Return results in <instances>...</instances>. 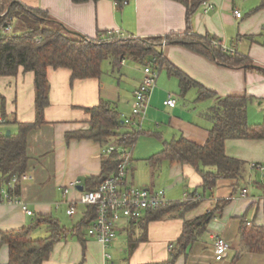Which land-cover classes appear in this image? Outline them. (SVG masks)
I'll use <instances>...</instances> for the list:
<instances>
[{
	"label": "crops",
	"instance_id": "1",
	"mask_svg": "<svg viewBox=\"0 0 264 264\" xmlns=\"http://www.w3.org/2000/svg\"><path fill=\"white\" fill-rule=\"evenodd\" d=\"M17 1L24 7L44 10L68 29L92 38L117 30L126 37H165L185 32L189 26L190 34L209 36L224 46L234 47L252 63L229 66L184 44L159 45L165 64L156 66L159 76L143 128L133 144L127 180L137 186L164 188L171 203L189 198L197 204L185 211L180 209L181 215L173 212L158 219L144 216L137 221L122 219L116 239L107 248L89 236L87 228L82 234L72 230L90 215V206L78 199L87 190L91 177L101 175L108 156L103 152L106 145L86 138L68 139L67 133L87 129L91 117L87 108L101 100L117 108L120 121L129 115L134 92L144 76V63L142 68L128 63L134 59L130 55L122 56L115 65L105 60L99 77L84 79H73L68 68L50 67V103L44 112L45 121L28 135L29 160L24 172L30 178L16 185L21 202H0V264L9 262V246L1 242L2 233L31 226L32 238H45L51 234V227L40 220L47 216L60 223L64 234L41 264H105L106 251L113 255L116 264H169L172 253L179 249L185 221L208 213L213 214L211 220L173 264H264V240L259 249H252L245 237L247 225L264 229V169L253 165H264V137L227 139V155L245 163L243 175L238 179L220 178L208 189L203 186L199 167L155 156L167 142L181 136L204 144L215 123L207 113L219 98L246 96L248 123L253 127L264 124L261 0L245 12L237 0H209L215 7L208 11L201 2L190 24L185 0H128L127 4H116L115 0ZM236 9L242 12V17L235 15ZM172 65L217 96L200 98L197 84L184 91L179 76L169 70ZM0 96L7 118V123L0 125L12 129L8 131L16 133L20 123L35 122L33 71L20 68L15 76L0 77ZM169 96L177 99L174 107L165 104ZM122 129L131 131L122 127L120 132ZM72 182H78V186L71 187ZM73 204L76 211L70 215L67 210ZM24 206L33 213L28 214ZM216 237L230 243L223 256L215 253ZM251 242L255 244V239Z\"/></svg>",
	"mask_w": 264,
	"mask_h": 264
},
{
	"label": "trees",
	"instance_id": "2",
	"mask_svg": "<svg viewBox=\"0 0 264 264\" xmlns=\"http://www.w3.org/2000/svg\"><path fill=\"white\" fill-rule=\"evenodd\" d=\"M85 2L88 0H73ZM121 1L118 2L121 4ZM203 0H185L187 5L188 24L192 14ZM259 8H264L261 0ZM8 10L7 15H2ZM20 19V26L16 25L15 31L4 35L0 39V77L15 76L20 68L33 71L35 74V104L36 120L32 123H20L16 133L9 135L0 134V173L8 179L13 175L23 173L28 166V135L38 125L45 121L44 112L50 103L48 70L50 67H65L72 71L73 79L99 77L102 72V63L112 61L113 65L130 55L135 60L146 64L151 58L156 57L158 63L165 64V57L158 49L163 41L166 44L179 43L206 54L213 60L229 66H245L251 60L245 54L224 50L222 45L213 44V38L190 34V27L182 33H171L165 37H110V33H100L92 38L65 27L60 22L51 18L48 12L38 8L24 7L17 0L0 1V28L8 16ZM18 26V27H17ZM40 41H36L37 37ZM114 39V40H112ZM150 57V59H149ZM170 72L176 73L185 91L194 81L183 71L175 66L169 67ZM253 69H257L254 68ZM199 87V97H216L217 94L202 85ZM1 97V96H0ZM2 99L1 111L4 116L5 106ZM246 96H227L219 98L210 108L207 115L215 123L210 130L208 139L204 144L196 143L181 136L167 142L156 158H167L171 161L191 164L199 167L205 189L214 187L220 178H240L244 172V161L230 157L225 150L226 140L229 138H263L264 124L255 127L248 123ZM90 113L89 127L84 130L68 132L67 138L92 139L104 145L112 142L133 145L138 137L137 131L120 132V112L109 102L101 100L96 106L87 108ZM118 154L112 153L103 161L102 173L98 177H91L87 190L95 189L106 178L117 170ZM202 165V166H201ZM201 166V168H200ZM2 178H0V185ZM190 197H194L191 195ZM197 203L190 199L168 203L164 206L149 209L144 219H158L173 212L193 208ZM90 215L85 217L72 230L82 234L84 228L90 226L96 213L92 206L89 207ZM213 217L212 213L186 220L182 235L178 240L179 249L174 251L168 261L173 264L178 255L186 246L196 240L199 232ZM142 219V218H141ZM40 221L46 222L51 227V234L45 238L34 239L31 237V226L12 229L2 233L1 242L9 246L8 264H41L51 254L54 243L64 234V229L52 217H43ZM39 223V222H37ZM250 224V223H246ZM245 237L250 247L259 249L264 240L262 227H245ZM255 239V244L251 239Z\"/></svg>",
	"mask_w": 264,
	"mask_h": 264
},
{
	"label": "built area",
	"instance_id": "3",
	"mask_svg": "<svg viewBox=\"0 0 264 264\" xmlns=\"http://www.w3.org/2000/svg\"><path fill=\"white\" fill-rule=\"evenodd\" d=\"M116 4H120L118 0H115ZM128 0L121 1V4H127ZM202 4L206 11L211 10L215 5L209 0H203ZM237 17H242L240 10L234 11ZM7 13L4 14V16ZM14 17L8 16L6 21L0 28V39L4 35H10L13 30ZM262 37L264 40V25H262ZM126 37L124 34L117 30L110 33V37ZM36 41H40V37L36 38ZM166 41L162 42L164 46ZM213 44L222 45L224 50L236 52L234 47L224 46L221 42L213 40ZM158 61L156 57L151 58L144 66V76L134 92V98L132 102V111L129 115L123 117L120 121V127H126L131 131H140L143 128L144 120L146 118L147 109L150 102L151 93L156 86L159 76ZM177 103L175 97L169 96L165 100V104L174 107ZM2 99L0 97V124L7 123V118L1 111ZM133 145L112 142L107 144L103 152L106 155L112 153L118 154V165L116 172L110 177L101 182L95 189L85 190L81 192L78 201L87 206H92L95 210L96 217L91 222L87 229V234L96 238L102 245L109 247L117 237V230L119 222L122 219L129 221L140 220L147 210L155 209L164 206L170 201L166 197V190L164 188L152 189L148 186H137L131 184L127 180L128 168L131 163ZM264 169V165L253 164ZM0 173L2 182L0 185V202L19 203L20 199L15 192L16 185H19L22 181L30 178L29 174L23 172L16 174L8 179L3 178ZM71 187L78 186V182H72ZM246 193V190H244ZM189 199V198H186ZM28 214L33 212L24 206ZM76 211L75 205H71L67 210L68 214H74ZM230 243H228L222 237H216L214 250L218 256L225 255L230 249ZM172 246H170V249ZM105 264H116L113 255L106 251L104 253Z\"/></svg>",
	"mask_w": 264,
	"mask_h": 264
},
{
	"label": "rangeland",
	"instance_id": "4",
	"mask_svg": "<svg viewBox=\"0 0 264 264\" xmlns=\"http://www.w3.org/2000/svg\"><path fill=\"white\" fill-rule=\"evenodd\" d=\"M257 0H237V4L239 5V6H241V9H242V12L244 11L245 12V10H247V8L248 7H250V6H252V5H256L257 4ZM5 13H7L8 14V10H6V11H4L3 13H2V15H4ZM10 16H12V15H10ZM12 17H14V16H12ZM20 24H22V22H20V19L19 18H17V17H14V21H13V30L15 31V27H16V25H18V26H20ZM17 26V27H18ZM122 38H124V37H122ZM112 40H114V39H112ZM128 63H131V64H133L134 66H136V67H139V68H142V63L141 62H139L138 60H135V59H130L129 61H128ZM147 64V63H146ZM146 64H144V66L146 65ZM156 66V65H155ZM104 67H106V64H104ZM117 73H118V71H116ZM8 130H12V129H10L9 127H7V126H5V125H0V134H5ZM121 132H124V129H122L121 130Z\"/></svg>",
	"mask_w": 264,
	"mask_h": 264
},
{
	"label": "water",
	"instance_id": "5",
	"mask_svg": "<svg viewBox=\"0 0 264 264\" xmlns=\"http://www.w3.org/2000/svg\"><path fill=\"white\" fill-rule=\"evenodd\" d=\"M10 133H11L10 131H7V133H6V134H7V135H9Z\"/></svg>",
	"mask_w": 264,
	"mask_h": 264
}]
</instances>
